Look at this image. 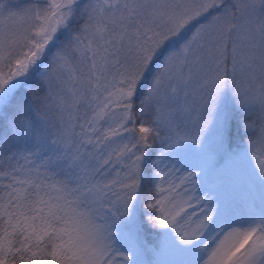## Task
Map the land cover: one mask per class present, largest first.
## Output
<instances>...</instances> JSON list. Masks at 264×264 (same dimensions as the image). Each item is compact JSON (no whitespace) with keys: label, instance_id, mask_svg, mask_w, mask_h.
I'll use <instances>...</instances> for the list:
<instances>
[{"label":"snow or ice","instance_id":"obj_1","mask_svg":"<svg viewBox=\"0 0 264 264\" xmlns=\"http://www.w3.org/2000/svg\"><path fill=\"white\" fill-rule=\"evenodd\" d=\"M0 264H264V0H0Z\"/></svg>","mask_w":264,"mask_h":264},{"label":"rangeland","instance_id":"obj_2","mask_svg":"<svg viewBox=\"0 0 264 264\" xmlns=\"http://www.w3.org/2000/svg\"><path fill=\"white\" fill-rule=\"evenodd\" d=\"M212 182H216V178L215 177L212 178Z\"/></svg>","mask_w":264,"mask_h":264}]
</instances>
